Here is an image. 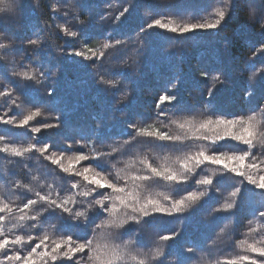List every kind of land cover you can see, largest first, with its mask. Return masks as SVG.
I'll use <instances>...</instances> for the list:
<instances>
[{
    "label": "snow or ice",
    "instance_id": "1",
    "mask_svg": "<svg viewBox=\"0 0 264 264\" xmlns=\"http://www.w3.org/2000/svg\"><path fill=\"white\" fill-rule=\"evenodd\" d=\"M134 6L132 0L124 4L122 10L114 15V24L120 22ZM108 7L111 8L112 4H108ZM209 7L211 11L205 9L208 14L198 17L195 22L162 17L151 20L139 32L160 28L181 36L195 30H215L218 33L232 19L233 12L245 11L247 23L264 34V0H212ZM18 8L23 9V3H18V0H0V36L7 30L5 18L13 17ZM62 9L64 17L83 23L78 12L73 14L72 11L83 9L79 0H52L49 10L53 15L50 19H57L56 14L61 13ZM100 19L104 21L107 16ZM165 19L167 22H163ZM56 27L65 36H79L81 41L89 39L87 33L72 30L67 20ZM42 31L34 29L33 37L28 38L26 43L37 50L46 51L51 45H48ZM138 43L142 44L139 34L134 40L131 37L124 40L112 37L110 31L98 47L82 43L79 50H73V54L91 61L90 67L96 69L99 84L115 89L119 80L108 78L113 73V65L126 66L128 59H131H125L127 53L140 51L139 48L131 49L129 45ZM57 51L61 55L67 54L63 49ZM256 52L264 53V43L256 49L253 57ZM10 55L11 38L8 43H0V62L6 61ZM36 56L39 61L38 51ZM11 63L10 75L21 81L41 83L50 74L39 62L35 68L24 64L17 67L15 60ZM117 75L123 76V72ZM201 75L209 76L206 72ZM258 78H264V68L259 72L253 70L249 81L254 83ZM6 80L8 76L0 73V82ZM211 80L212 85L207 93L209 98L217 84L226 83L221 74L213 75ZM15 87L24 88L26 85L8 87L0 83V108L11 110L12 106H24L19 95L14 94ZM48 94L51 95V91ZM251 94L249 92L247 95ZM120 99L127 100V92L121 94ZM177 99L175 94L168 92L160 95L156 102V108L160 110L157 119L169 114V110L161 109V105H171ZM207 107L211 108L212 105ZM41 116L39 109L12 116L5 111L0 116V123L28 128L33 134L40 133L41 127H56L52 123L30 125L31 121ZM171 123L176 125L180 134L161 131L154 125L138 127L132 123L128 124L132 131L122 134L126 137L122 142L110 138L111 142L107 143L97 134L99 148L91 139H87L81 147L88 148V151L68 154L66 162L64 152L57 154L53 151L45 155L49 153L50 145L33 142L35 136L5 142L0 152L22 158L29 153H39L44 160L57 166L60 172L79 179L63 181L60 177L62 183H58V177L51 171L36 175L31 172V166L24 163L23 167L29 169L26 182L13 179L7 187L0 184V213H3L0 215V264H173L168 260L166 246H170L167 242L180 234L179 229L159 235L158 239L149 237L145 240L146 230L152 227L156 214L183 216L211 192L224 196L221 207L213 211L230 212L236 206L235 198L241 194L245 181L247 185L260 190L261 197H264V105H252L246 114L238 117L228 118L211 111L198 123L194 118L172 120ZM140 137L150 140L142 141ZM5 140L6 137L0 135V141ZM145 145L147 150H141ZM153 149H160L164 154L149 155ZM86 161L90 163L77 167ZM5 163L13 164V161L6 160ZM209 165L217 166L212 175L206 174V166ZM217 172L233 183V188L226 195L218 181L214 184ZM8 174L5 172V175ZM189 183L194 187L189 189ZM65 184L70 188L63 187ZM13 185L26 191L16 193ZM43 188L47 190L41 191ZM17 199L21 203L17 204ZM257 211L259 218H264V205ZM255 223L256 226L249 229V235L264 228V219H258ZM229 228L230 224L225 223L221 234ZM211 243L215 244L216 241L212 240ZM239 246L245 254L228 258L223 264H264V238L252 239L251 242L244 239ZM187 253L190 255L183 260L177 259L175 264H222L220 259L212 258L207 239L203 243L190 244ZM198 254L200 258L196 260Z\"/></svg>",
    "mask_w": 264,
    "mask_h": 264
},
{
    "label": "trees",
    "instance_id": "2",
    "mask_svg": "<svg viewBox=\"0 0 264 264\" xmlns=\"http://www.w3.org/2000/svg\"><path fill=\"white\" fill-rule=\"evenodd\" d=\"M51 2L52 0H38L37 4V0H18V3H23V9L18 8L13 17H6L4 20L7 30L0 36V43H8L11 38L12 55L6 61L0 62V65L6 66L0 67V73L8 76V80L0 83L8 87H26L14 88V94L19 95L24 106H12L11 110L0 108V116H3L5 111L8 116H12L39 109L42 116L31 121L30 125L52 123L56 127H41L40 133L33 134L28 128L0 123V135L6 137L5 141H0V147L12 139L35 136L33 142L50 145L49 153L45 155L53 151L57 154L64 152L66 162L68 154L88 151V148L81 147L87 139H91L99 148L97 134L107 143H110L111 139L122 142L123 138H126L122 134L132 131L128 128L129 123L138 127L154 125L161 131H169L175 135L180 134V130L171 123L172 120L194 118L198 123L211 111L232 118L246 114L252 105H264V78H258L254 83L249 81L253 70L259 72L264 68V53L256 52L253 57L256 49L264 43V34L247 23L245 11L233 12L232 19L218 33L215 30H195L181 36L160 28L146 30L144 33L139 30L151 20L162 17L195 22L198 17L208 14L205 9L211 11L209 5L212 0H132L135 6L115 24L114 15L122 10L129 0H79L83 9L72 11L73 14L78 12L83 23L64 17L63 9L61 13L56 14L57 19H50L53 15L49 10ZM108 4H112V7H108ZM101 16H107V19L101 21ZM66 20L72 30L81 34L87 33L89 39L81 41L79 36L68 37L60 32L56 25L63 24ZM163 22H167V19ZM34 29L43 30L42 35L48 45H51L46 51L37 50L26 43L28 38L33 37ZM110 31L112 37L124 40L129 37L134 40L138 34L142 37V44L129 45L131 49L139 48L140 51L127 53L125 59H131H128L126 66L113 65V73L108 78L119 80L115 89L99 84L95 75L96 69L90 67L91 61H85L73 54V50H79L82 43L98 47ZM57 49H63L67 54L61 55ZM13 60L17 67L24 64L35 68L39 62L50 74L41 83L21 81L10 75ZM120 72H123V76L117 75ZM205 72L209 74L207 78L201 75ZM216 74H221L226 83L217 84L209 98L207 93L212 85L211 77ZM49 91L51 95L48 94ZM124 92L128 94L127 100L120 99ZM165 92L175 94L178 99L171 105H161V109H168L169 114L157 119L160 110L156 108V102ZM249 92L252 93L250 96L247 95ZM209 104L212 105L211 108L207 107ZM139 139L146 142L150 140L147 137ZM141 150L146 151L147 146H143ZM156 154L163 155L164 152L153 149L149 153ZM28 156L35 158L26 159ZM26 157H12L0 152V184L7 187L13 179L26 182L29 169L23 167L24 163L29 164L31 172L36 175L51 171L58 177V183H62L60 177L63 181L79 179L60 172L57 166L44 160L39 153H29ZM6 160H12L13 164H6ZM86 163L90 161L82 162L77 167ZM206 167L207 175H212L217 168L211 165ZM5 172L9 174L5 175ZM217 181L225 190V195L233 188L232 181L220 176L218 172L214 184ZM63 187L70 188V185L65 184ZM187 187L191 189L194 185L189 183ZM13 191L20 193L26 190L17 189L13 185ZM223 202L224 196L211 192L183 216L158 213L154 217L152 227L146 230L145 240L149 237L158 239L159 235L179 229L180 234L167 242L170 246H166L168 260L173 264L177 259L183 260L190 255L187 253L190 244L203 243L206 239L213 253L212 258L220 259L222 264L228 258L245 254L239 246L241 240L247 239L251 242L252 239L264 238V228L249 235V229L256 226L255 221L264 219L259 218L257 211L264 205V197H261L260 190L247 185L245 181L241 194L235 198L236 206L230 212H214L213 210L221 207ZM16 203H21V200L17 199ZM227 217L232 219L228 220ZM225 223H229L230 228L221 234ZM88 231H91V227ZM212 240L216 243L212 244ZM35 242L37 241L33 243ZM199 258L198 254L195 259Z\"/></svg>",
    "mask_w": 264,
    "mask_h": 264
}]
</instances>
